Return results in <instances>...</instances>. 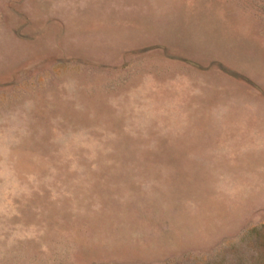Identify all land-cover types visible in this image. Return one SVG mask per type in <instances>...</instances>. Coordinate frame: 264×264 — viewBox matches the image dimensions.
<instances>
[{
  "label": "rangeland",
  "instance_id": "374dc122",
  "mask_svg": "<svg viewBox=\"0 0 264 264\" xmlns=\"http://www.w3.org/2000/svg\"><path fill=\"white\" fill-rule=\"evenodd\" d=\"M0 264H264V0H0Z\"/></svg>",
  "mask_w": 264,
  "mask_h": 264
}]
</instances>
